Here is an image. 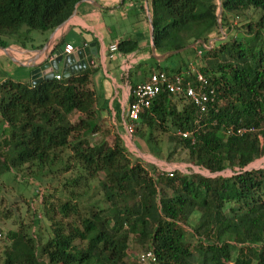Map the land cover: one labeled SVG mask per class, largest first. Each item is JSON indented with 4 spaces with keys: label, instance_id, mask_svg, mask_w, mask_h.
I'll return each mask as SVG.
<instances>
[{
    "label": "trees",
    "instance_id": "obj_1",
    "mask_svg": "<svg viewBox=\"0 0 264 264\" xmlns=\"http://www.w3.org/2000/svg\"><path fill=\"white\" fill-rule=\"evenodd\" d=\"M83 1L0 0V46L22 43L34 31L58 29ZM220 1L224 29L228 15L252 12L259 18L247 33L233 36L231 29L225 42L206 49L221 35L217 0H147L156 50L195 44L186 53L200 49L211 60L199 71L216 100L202 111L162 93L142 111L134 135L160 159L156 134H168L170 161L179 153L178 161L210 176L177 171L171 177L141 160L133 162L99 107L94 70L36 87L12 81L0 87V178L25 166L54 170L59 165L65 171L76 166L80 176L68 185L83 187V193L69 191L57 209L42 205L49 238L40 243L42 237L13 234L0 264H139L130 259L131 239L155 254L154 264H264V168L248 170L264 158V0ZM140 48L137 41L119 43L125 55ZM183 66L155 69L181 74ZM243 127L255 132L227 135ZM111 135L113 143L106 138ZM226 171L235 175L220 176ZM90 181L99 189L98 197L88 199ZM195 216L197 243L192 244L186 227Z\"/></svg>",
    "mask_w": 264,
    "mask_h": 264
},
{
    "label": "crops",
    "instance_id": "obj_2",
    "mask_svg": "<svg viewBox=\"0 0 264 264\" xmlns=\"http://www.w3.org/2000/svg\"><path fill=\"white\" fill-rule=\"evenodd\" d=\"M142 6L145 11L141 9ZM148 7L147 0L85 1L77 6L75 14L62 27L48 34L33 32L22 43L11 41L7 48L0 46L5 49H0V87L9 81L33 87L32 67L59 52L66 56L67 45L74 47L72 54L91 47L92 61L96 66L90 63L88 69L95 71L93 87L99 97V107L106 111L104 118H109L114 131L128 147L124 114L133 98V90L148 80L158 66L166 67L163 66L164 62L177 55L153 50L154 33ZM134 8L140 10L141 20L122 21L124 13ZM130 40L139 42L141 48L129 55L118 52L113 60H109L111 45ZM60 69H63V64ZM58 75L62 76V73ZM4 128H7L6 124ZM132 143L141 152V145L135 141ZM148 162L158 169H164L160 160L159 163L154 160ZM177 169L182 170L184 167L175 166L166 170L176 172Z\"/></svg>",
    "mask_w": 264,
    "mask_h": 264
},
{
    "label": "rangeland",
    "instance_id": "obj_3",
    "mask_svg": "<svg viewBox=\"0 0 264 264\" xmlns=\"http://www.w3.org/2000/svg\"><path fill=\"white\" fill-rule=\"evenodd\" d=\"M200 2H205L206 0H199ZM218 10L217 16L219 17L218 23L221 27L220 36L215 41H211L209 44H205L206 49L213 47V44L216 42H225L230 36L228 33L232 32L233 36L247 33L246 27L250 25L251 22H256L259 18L258 15L248 12L237 18L228 15L227 16V28L224 29L222 25V10H221V1L217 0ZM124 13V12H123ZM123 16V15H122ZM141 12L139 9L134 8L133 10H127L124 13L122 21H138L141 20ZM228 29V30H227ZM33 33V32H32ZM34 33L39 34V32L34 31ZM217 37V36H216ZM200 52V53H199ZM210 59L206 60L201 56L200 49L194 52L184 51L182 54L172 56L169 60L165 61L163 66L166 67H176L183 63L184 73L191 70H199L202 67H206L210 63ZM189 67V70H187ZM183 105V104H182ZM106 122L109 123V118L106 119ZM116 133V131H115ZM111 143L114 142V136L106 137ZM156 138L158 140V145L162 148L160 159H156V156L152 151L148 149L147 146L138 139V136L128 138L126 140L127 146L130 150V157L133 162L141 160L146 165H152L148 161L160 160L164 164V169L184 167L181 171L186 174H193L196 171H202L198 167L192 166L191 164L178 161L180 158L179 153L173 156L171 159V146L169 142V135L164 133H157ZM97 141H101L102 137H96ZM141 145L140 150L135 148L132 142ZM125 143V142H124ZM157 146H155L156 148ZM66 157V156H65ZM184 158V156L182 157ZM159 163V162H158ZM148 166V167H149ZM264 168V158L256 160L252 163L248 169L249 170H260ZM176 171V172H177ZM204 172V171H202ZM204 175H209L207 172H204ZM231 177L235 175L232 171H226L220 176ZM80 176V170L78 167L74 166L69 171L64 170V166L54 167V170H50L49 166L39 167L38 165L32 166L30 169L27 166L20 168L19 170L6 172L0 178V254L2 255L4 250L12 242L11 238L13 234L17 232H25L30 237H42V241H46L50 236V224L44 217V207L50 209L52 206L57 209L61 201L66 198V195L69 191H77L78 193H83V187L71 189L68 185L69 181L74 180ZM89 196L98 197V182L90 181ZM65 185H68L67 187ZM91 188V189H90ZM96 190H95V189ZM89 197V198H92ZM88 198V199H89ZM58 217V214H57ZM197 216L193 218L192 224L189 227H186V236L190 243L196 244L197 239L194 236V225L197 221ZM145 247L141 244L136 243L132 239L129 243V253L130 259L137 261L138 256L145 252Z\"/></svg>",
    "mask_w": 264,
    "mask_h": 264
},
{
    "label": "built area",
    "instance_id": "obj_4",
    "mask_svg": "<svg viewBox=\"0 0 264 264\" xmlns=\"http://www.w3.org/2000/svg\"><path fill=\"white\" fill-rule=\"evenodd\" d=\"M74 51L75 49L72 45H67L65 48L67 55H71ZM118 52L119 43L111 45L108 55L109 60H113L115 54ZM91 65L96 66V63L92 61ZM56 79L60 81L62 80V77L58 75ZM162 93H168L173 96L184 98L196 107L201 108L202 111L206 109L208 103L216 100L215 90L211 88L208 78L205 77L199 70H191V72L181 74L155 72L148 80L137 86L133 93V101L129 104L128 109L124 114V126L129 138L133 140L137 129V122L140 119L142 111L150 108L153 102ZM254 132L255 129L248 127H243L237 130L231 128L228 130L227 135L241 136ZM180 134L184 138H188L190 136L189 133ZM159 171L161 173L166 172L171 177H173L174 174V171H167L163 168L159 169ZM196 173L202 175L205 174L202 171H196ZM208 176H210V174ZM138 261L139 264H154L157 262V258L152 251H145L138 256Z\"/></svg>",
    "mask_w": 264,
    "mask_h": 264
},
{
    "label": "water",
    "instance_id": "obj_5",
    "mask_svg": "<svg viewBox=\"0 0 264 264\" xmlns=\"http://www.w3.org/2000/svg\"><path fill=\"white\" fill-rule=\"evenodd\" d=\"M85 1H90V0H85ZM150 21L153 27V20H152L151 15H150ZM153 33H154V27H153ZM93 46H96V45H93ZM195 46L196 45L194 44V45L186 47L185 49L170 52L169 54L173 55V54L183 53L184 51L188 49L194 48ZM0 49L5 50L2 47H0ZM90 49L91 47L86 48L85 50L78 51L75 54L66 55V56L63 53L59 52L51 56L49 59L39 64L38 66L32 67L31 77H32L33 87H36L37 85L42 84L43 82L53 80L56 77V75H58L60 72L62 73V76H61L62 79L66 80V79H69L75 75H78L86 71L89 68L90 63L93 58V55L91 54ZM153 50L156 51L155 45H153ZM161 58H164V56H162ZM62 64H63V69L61 70L60 66Z\"/></svg>",
    "mask_w": 264,
    "mask_h": 264
}]
</instances>
